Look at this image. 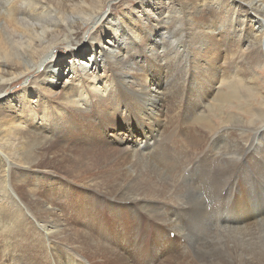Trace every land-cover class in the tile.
Instances as JSON below:
<instances>
[{"label":"bare ground","instance_id":"6f19581e","mask_svg":"<svg viewBox=\"0 0 264 264\" xmlns=\"http://www.w3.org/2000/svg\"><path fill=\"white\" fill-rule=\"evenodd\" d=\"M106 1L108 0H48L49 7L51 6L50 11H46L48 12L46 13L42 9L43 15L41 17L39 15V18L31 19L32 22H37L28 25L32 27L31 29L26 26L27 24L20 23L18 18L13 19L16 12L18 16L23 17V13L20 14L15 0L8 3L7 7H10L8 10L0 9V15L9 16L7 22H14L23 32L19 35L18 29L15 27L14 36L18 38V42L15 39L12 44L5 42L0 36V87L7 86L11 81L13 82L18 77L32 71L43 70V79L40 83H35L34 80L29 81L19 98L5 97V95L0 94V236L2 239L4 238L3 244L7 246L5 254L9 252L10 247L30 252L29 246L35 243L41 245L40 242L45 236L49 248L53 249L52 252L48 253L46 245L42 243V251L47 260L44 261L42 257L34 256L33 258H26L20 264H37L38 262H42L38 264H47V262H55V264H264V243L259 248L260 237H257L258 244L255 243L257 230L260 228L257 227V223L252 222L256 216L248 207V201H245L241 196L234 197L236 207L240 206V213L246 209L248 214L243 219L233 221L234 219L224 218L223 212L216 208L213 211L206 210L208 207L205 194H201V197L196 196L197 191L201 192V182L205 180L201 174L208 169L210 164H231L229 168H221L224 174L237 175L240 183H244V185L250 183L249 189H252V185L255 186L246 170L259 164L257 160L261 159L264 162V133L262 132L264 126L252 128V134L237 137V147L234 146L235 151L230 153L233 156L216 152L217 143L224 137L223 135L219 136L211 149L203 151V161L200 163L198 161L196 165H192L197 151L188 147L182 149L185 140L183 137L181 140L178 139L181 141L178 148L174 132L171 134L170 130L161 129L162 123L160 124L159 115H162L164 110L163 99L168 94V89L170 87L175 88V85H172L173 79H163L161 78L162 74L158 72V79L150 83V88L148 86L143 88V78L141 76H139L141 79L132 77L134 70L138 68L137 59L149 55L146 54V48L151 41L155 42L157 50L156 54L150 55V59L155 61L158 68L161 66L164 71L166 68L160 65L158 54L170 59L169 56L172 55L173 50H176L178 57L182 59L187 57L188 54L184 51L185 49L180 50L182 42H185L184 38L182 40L181 23L183 22L187 24L189 29H191L189 27L191 25L198 26L201 35L198 36L194 33L193 37L197 39V45L205 42V48L214 46L213 48L222 52L229 51L230 45L234 46L237 41H241L238 39L242 33H238L237 30L241 28L242 31L248 24L250 37L253 38L254 42L250 45L249 42L252 40L250 37L242 38L248 48L246 47L238 61L244 59V66L248 69H251V66L259 67L260 62L264 60V0H180L179 2L176 1L178 4L171 1V7H168L177 10V12L175 11L176 15L177 13L181 15L183 12L187 18L185 20L179 19L180 22L177 23L176 21L175 25H170L171 20L168 15L166 19H163L165 27L160 20L155 18L157 21H154L149 27L155 30L154 37H158L152 39L149 35L141 46L140 54L137 50L130 54L128 48L121 49L123 46L121 38L124 36V29L128 30V26H132L134 21L141 19L134 18L133 15L137 13L140 17L143 10L141 13L136 12L132 17L130 16L127 19L129 21L125 24L122 19L106 17L105 25H102L97 31V27H94L95 29L85 43L86 48L84 50L77 51L75 48H71L73 45L72 37L77 35L82 26H97L102 21L105 16V12L102 13V6ZM142 2L146 3L147 0ZM141 5L139 1L137 7L142 8ZM47 8L46 10H48ZM123 18L125 17L123 16ZM163 29H165L164 32H162ZM3 30L0 28V35H2ZM209 31L213 34V38L208 40L205 35ZM108 36L110 38L103 45L102 41ZM45 39L47 42L44 41ZM218 42L220 43L218 44ZM61 44L70 46L67 51V55L70 57V60L66 62L67 67L60 61V63L55 64L53 63L54 60H49L55 56L58 46ZM31 49L34 51L31 52ZM168 49L170 51L166 52ZM88 52L92 53L91 57H94V60L87 59V61L82 62L81 57H84L85 53ZM126 59L129 60L127 67L121 69L120 64ZM13 65L21 68L22 72L13 78L5 77L4 74L7 69L4 68ZM227 65L226 73L231 76L230 84L226 86L227 92H215L211 97L213 102H218L217 106L238 100L241 95L248 98L256 92L253 88H245L240 85L238 80H235L233 64L227 63ZM179 67L176 64L175 68ZM65 68H68L67 70L72 73L71 81L61 80L59 82L56 79ZM112 72L114 78H111ZM182 74L186 76L189 71L184 73L182 70ZM126 83H130L129 96L137 103V106L135 108L130 107L128 103L129 115L126 123H122L121 120L114 118L111 115L112 112L105 109L102 102L97 98L109 99L113 97L111 99L115 105L120 97H124L122 93ZM182 84L180 87L183 93L181 90L177 95L175 94L176 99H182L187 104L191 103L193 88L190 86V92L185 94ZM40 86H44L43 89ZM46 87L50 89V93L45 91ZM214 89L213 87L211 94ZM243 90H245V94ZM124 102L127 103L126 97H124ZM84 105L94 108L97 116L102 115L108 124V128L112 130L109 137L113 142L112 145L103 138L95 124L87 118L80 122L83 127H86L85 132L88 134L85 137L77 134L70 125L62 122L65 110L83 114L87 111V108H82ZM249 108L251 107H246V109ZM186 111L187 109L185 113ZM204 115L207 113L204 112ZM214 116L211 117L214 118ZM259 116L264 118L260 113ZM196 118L197 121L202 119L201 116ZM256 118L262 120L257 116ZM207 121L210 122V120ZM198 127H202V125ZM187 130L189 131V129ZM47 132L49 135H46ZM190 138L186 142L188 143L190 140L189 144H192ZM152 141L157 143L156 145L163 142V148L159 152L162 154L159 157L160 163H164L165 154H173L176 160L173 169L180 173V177L177 176L178 173L169 176L164 171V173L160 171L159 168L155 170L153 166L149 165L151 163L144 158L146 157L144 156L145 149H140V146L144 145V148L153 154L155 145L150 146ZM238 147H240L239 151H237ZM130 148L133 151L130 154V159L125 157L123 159L126 162L124 165H122V159L119 160L121 164L118 162L117 166L122 170V173L114 176L113 173L117 169L114 168V162L117 159L116 154H124ZM251 149L252 154L246 160L241 161L244 153ZM222 152L228 153L229 151ZM89 154L104 156L103 159L98 160L104 169L101 170L100 168L98 176H93L95 180L91 179L93 183L88 184L89 186L85 188L91 190L94 205H99L102 200L106 201L109 198L107 208L110 214L120 209L128 214H131L135 208L142 209V212L149 216L147 227L142 228V225H137L136 228H129L131 224L129 217L127 214H122L125 217L117 219V227L102 228L100 222H96L94 218L83 219L85 214L79 216L77 212H73L71 209L55 208L53 199L45 200L44 198L42 200V195L32 187L31 181L35 180L32 175L36 171H40V168L56 166L59 173L63 170L62 178L66 180L78 176L81 168L84 167L83 165H86L84 160ZM91 160L93 161V159ZM139 164L141 168L147 167L149 173H154L152 176L149 175L153 180L147 181L143 186H140L139 182H135L138 177ZM17 168L19 170L15 171ZM258 173L264 178L262 170H259ZM208 182L207 179L205 184ZM231 183L239 182L232 180ZM232 193L239 194L236 187L232 188ZM183 194L189 196V203L182 201ZM108 195L109 197H107ZM216 201L217 196L214 195L212 206L215 203L217 205ZM103 203L105 204V202ZM171 203L179 207L174 210V213L168 210ZM149 208H153V211ZM179 210L182 211V217L185 221L191 224V228L194 224L196 225V229L186 232V237V229L181 228L182 234L179 222H176L179 218ZM89 213L87 212V214ZM22 214L27 215L28 218L24 219ZM69 214L72 217L71 221L67 218L70 216ZM20 222L28 226H25L27 229L23 231L29 235L27 243L17 241L19 233L24 229L18 225ZM118 223L121 228L118 227ZM29 229L33 231V234ZM170 233L174 234L173 238L170 237ZM208 234L211 236L213 234L223 236L229 234L230 242L233 245L231 246L230 242H226V245L224 243V248H222L223 246L219 247L220 257H216L217 259L214 260L208 259L205 262V252L212 250L213 247ZM14 236L18 237L13 238ZM24 237L28 238L27 236ZM192 241H196V247L190 245ZM210 253L212 252L210 251ZM0 254L3 258H0V264H4L3 260L6 255L1 252ZM212 257L215 256L209 258Z\"/></svg>","mask_w":264,"mask_h":264},{"label":"rangeland","instance_id":"374dc122","mask_svg":"<svg viewBox=\"0 0 264 264\" xmlns=\"http://www.w3.org/2000/svg\"><path fill=\"white\" fill-rule=\"evenodd\" d=\"M11 1L12 0H0V9L1 10H8L9 6L7 7V5ZM15 1H16L17 8L19 9L20 14L23 13V17L18 16L17 12H16L15 15L13 16V19L18 18L19 22L20 23L23 22L24 24H27L26 26L37 23L36 21L32 22L31 19L41 17L43 15V11L49 12L50 8H51V6L49 7L50 4H49L48 0H15ZM139 1L142 4L141 5L142 8L137 7V3ZM142 1L143 0H108V1L104 2V5L102 6V8H103L102 13L105 12V14H104L105 16L102 19V21L97 26H92V25L82 26L80 28V30L78 31L77 35L72 37V44L73 45L71 46V48H75L77 51L78 50L81 51L82 49L84 50L86 48L85 43L88 40L89 35L92 33V31L96 27H97V29H96V31H97L98 28H100L102 25H105V23L107 22L106 17L107 18L110 17L112 19H122V21L125 24V23H127V21H129L127 19H129L130 16L132 17V15L136 12L141 13L142 12L141 10H143L142 15L140 17L137 13L135 15H133L134 18H141V19L136 21V22L134 21L132 26H128V30L124 29V26L122 24V28L124 29L125 33H124V36L121 38V41L123 43V46H121V49H125V48L127 49L128 48L127 50L129 51L130 54L135 52V50H137L138 53L140 54L141 50H142L141 46L144 43L145 39L148 38L149 35H151L150 37L152 39L158 37V36L154 37L155 33H156L155 30H153L149 27L152 23H154V21H157L155 18H157L158 20H160L162 22L163 27H165L163 19H166V16H168V15H169L168 16L169 19L171 20L170 25H175L176 21H177V23L180 22V21H178L179 19L185 20L187 18V15H185L183 12L181 15L179 13H177V15H176L177 10L170 9L168 7V6L171 7V4H170L171 1H173L175 4L176 1L179 2L180 0H175V1L174 0H147L146 3H143ZM178 2H176V3L178 4ZM46 8L48 10H46ZM42 9H43V11H42ZM148 10H149V12H148ZM125 11H127V13H125ZM48 12H46V13H48ZM166 12H167V14H166ZM162 13L165 15H163ZM169 13H171V14H169ZM123 16L125 18H123ZM8 18H10V17L7 16L6 14L0 15V20H1L0 28L4 29L3 32H1L2 35H0V36H1V38H3V40L5 42L12 44L13 40H15V39H16L15 41L18 40V38H16L14 36L15 35L14 30L17 28L19 35L22 34L23 32H22V29L20 30L14 24V22H7ZM219 19H220V17H219ZM172 21H174L175 23ZM3 22H5V23L3 24ZM247 25L245 27L243 26L244 29L242 31H241V28H239L237 30L238 33H242L241 37L238 39L241 41L240 42L235 41L236 44L234 46L230 45L231 51L229 50V51H223L222 52V51H218V49H216V48H213L214 46H207V48H205V46H204L205 42L201 43V44L198 43V45H197L196 44L197 39L196 38L194 39L193 37H194V33L198 36L201 35L198 26L196 27V25H191V26H189L191 29H189L187 24L185 22H183V23H181L182 30H183L182 40L184 38L185 42H182L180 50L185 49L184 51H186V53L188 54L187 57H184L183 59L178 57L176 55V50H173L172 55L169 56L170 59L167 57H161L158 54L160 65H162V67L167 69V70L165 69V71H164L161 68V66H160V68H158V66L155 65V61L150 59V55L152 53L156 54V50H157L155 42L150 40L151 42L147 45V48H146V50H147L146 54H149V55H147L145 57H139L136 61L138 68L136 70H134V74H132V77L136 78V79H141V77H142L144 80L143 81V88H147V86H148V88H150V83L155 82L158 79V74H157L158 72H160V74H162L161 78H163V79H168V80L173 79L172 85H175V88H171L170 86H169L170 88L168 87L169 88L167 91L168 94L165 95L164 99H163L166 106L164 105V110L162 112V115L161 114L159 115L160 124L162 123L161 129L170 130L171 134H173V132H174L175 139H176L175 142H176V146L178 148L181 145V141H179V140H181V137H183L185 140L183 142L184 145H183L182 149H184L185 147H188L189 149L191 148L192 150L197 151V153H195V159H194L192 165H196L198 161H199L198 163H200V161H203V154H202L203 151L206 149H211L212 148L211 146H214V143L216 140L219 139V136L223 135L224 137L221 138L220 142L217 143L218 145L216 147V152L218 151L222 154H225V155L229 154L228 156H231V155L233 156V154H230V153L235 151L236 148L233 149L234 146L237 147V144H236V138L237 137L239 138V137H242L244 135L252 134V128H256L260 125L264 126V118H261V116H259V113H260V115L264 116V60H262L260 62L259 67L251 66V69L245 68L244 63H243L244 59L243 60L240 59V62L238 61L240 56L242 55L243 51L246 49V47L248 48L247 44H245L244 41H242V38L244 39V38L250 37V31H249L250 29L248 28ZM28 27L30 29L32 28L31 26H28ZM33 29H38V28H33ZM164 31H165V29H163L162 32H164ZM205 36L208 40L213 38V34L211 33V31H209L208 34H206ZM109 38H110V36H108L107 38L105 37V39L102 41V44L104 45ZM250 39H252V40H250L251 43L249 42V44L252 45L254 41H253V38L250 37ZM44 41L47 42L46 39ZM219 43L220 42H218V44ZM69 48H70V46H67L64 44L59 45L58 49L55 53V56L49 60L50 61L54 60L53 63H55V64L60 61L62 64H64L65 67H67L66 62L70 60V57L67 55V51L69 50ZM33 51L31 49V52H33ZM168 51H170V50L168 49L166 52H168ZM169 54H171V52H169ZM91 56H92L91 52L85 53L84 57L83 56L81 57V61L85 62V61H87V59H91V60L93 59L94 60V57L92 58ZM124 56H125V54H124ZM230 57H231V59H230ZM263 57H264V52H263ZM126 58H127V56H126ZM214 58H216L217 60ZM228 58H229V60H228ZM128 59H126L122 64H120V66L122 67L121 69H124L125 67H127V64L129 62ZM236 61H238V63H235ZM227 63L233 64L234 75L236 76L235 80H238L239 84L244 86L245 88H253L256 92L253 96H249L248 98L241 95L238 100H232L230 103L217 106L218 102L217 103L213 102L211 97L214 95L215 92H217V93L227 92L226 86L230 84L229 81H230V77H231L230 75H228L226 73L227 66H228ZM176 64L179 65L180 67L175 68ZM123 65H124V67H123ZM184 66H186V67H184ZM4 69H7V70H5L6 72L4 74V75H6L5 77H7V78H13V76L18 75L20 72H22V69L18 68L17 65L8 66V68L6 67ZM67 69L68 68H65L64 71L62 72V74L56 80H58L59 82L61 80L62 81L68 80L70 82L71 81L70 76L72 75V73ZM182 70L184 71V73H185V71L186 72L189 71V74H186V76H184V74H182ZM42 71H43L42 69H41V71L36 70V71H32V72H30L24 76L18 77L13 82L11 81L9 84H7V86L0 87V94L5 95V97L11 96V97L16 98V99L19 98L23 88L28 85L29 81L34 80L35 83H40V81L43 79ZM135 75H136V77H135ZM139 76H141V77H139ZM111 78H114L113 72H112ZM185 82H186V84H185ZM181 84L184 85L183 88L185 90V94L190 92L189 88H190V86H192V88H193V90H192L193 91V93H192L193 100L191 103L187 104L182 99H176V95L182 90L180 87ZM217 86H218V88H217ZM42 87H44V86H42ZM42 87H41V89H43ZM213 87L215 89H214V92L211 94ZM46 89H48V87L45 88V91H48V93H50V89H48V90H46ZM243 92H244V94L246 93L245 90H243ZM58 93H59V91H58ZM182 93H183V90H182ZM129 94H130V83H126L124 86V90H123L122 95L127 98V103L124 102V97H120L119 101L115 105H114V103H112L113 97H111L112 99L111 98H109V99L97 98V99L102 102V105L105 109H109L112 112L111 115L114 118L121 120L122 123H126V119L129 115V110H130L129 105H130V107H134V108L137 106V103H135L134 100L130 99ZM128 103H129V105H128ZM201 105H202V107H201ZM208 105H210V106L207 107ZM247 106H249L251 108L246 109ZM203 107H205V108H203ZM82 108H87L86 113H83V114H81L80 112L79 113H77V112L72 113V112H69L68 110H65L64 111L65 116L62 118V122L70 125L72 127V129L74 130V132L75 131L77 132V134L85 137V135H87L88 133L85 132L86 127H83L80 124V122L83 121L82 119L87 118L95 124L96 128L98 129L100 134L103 136V138L106 141H109V143L112 145L113 142H111V139H109L110 134L112 133V130L110 128H108V124L106 123V121L104 120L102 115L97 116L95 109L92 107H89L87 105L82 106ZM186 109H187V111L185 113ZM251 109H252V112H251ZM200 110H202V111H200ZM177 112H179V113H177ZM204 112H205V114L207 113V115H204ZM255 112H256V115H255ZM200 114H202V115H200ZM195 116L196 117L201 116L202 119L200 121H197L196 120L197 118ZM211 116L212 117L214 116V118H212ZM256 116L261 118L262 120L257 119ZM217 117H218V119H216ZM206 119L210 120L211 123L209 121H207ZM191 121H193V122H191ZM237 123L239 124V126ZM188 124H190V126H188ZM197 125L198 126L202 125V127H198ZM227 125H229V126H227ZM213 128H215L216 130ZM187 129H189L190 133ZM185 130H187V131H185ZM179 131H180V133H179ZM208 131H209V133H208ZM217 131H218V133H217ZM187 132H188V135H187ZM206 132H207V135H206ZM262 132L264 133L263 129H262ZM46 135H49V133L47 132ZM178 136H180V137L178 138ZM189 138L191 139L192 144H189L190 140L188 141V143L186 142V140ZM156 144L153 143V141H152V143H150V146L155 145L153 154L150 152V150H146V148H144L145 147L144 145L140 146V149H142V150L145 149L144 150V156H146V157H144V158H146L147 161L151 163L149 165L153 166V168L155 170H157L159 168L160 171H162V172L164 171L169 176H172V175L178 173V171H176V170L174 171V169H173L174 163L176 162V160L174 159L175 157H173V154H169V153L165 154L164 163H160L159 157H161L162 154L159 152L163 148V146H162L163 142L158 143L160 145H156ZM239 148L240 147H238L237 151L240 150ZM142 150H141V152H142ZM222 151H229V152L225 153ZM263 151H264V149H263ZM252 152H253L252 149L248 152L246 151L244 153V156L241 159V161L246 160V158L248 156H250L252 154ZM131 153H133V151L130 148L126 152H124V154H122V153L116 154L117 159L114 162V166H115L114 168H117V169L113 173L114 176H116L118 173H122V170L118 168L119 166H117L119 160L122 159L121 160L122 165H124L126 162H124L123 159L125 157L127 159H130ZM255 155H254V158H255ZM103 157L104 156H101V155L98 156V154L97 155L89 154L88 157L84 160L86 165H83L84 167L81 168V171L78 174V176L72 177L73 179L70 178V179L66 180L65 178H62V171L63 170H61L60 171L61 173H59L58 169H56V166L40 168V171H36L35 173H33L32 176L35 177V180L31 181V185L37 192H39V194L42 195V197H41L42 200H44V198H45V200L48 198L53 199V202L55 201L54 202L55 208H64L66 210L71 209V210H73V212H77L79 216L81 214L82 215L85 214L83 219L94 218L96 220V222H100V224L102 225V228L117 227V223H116L117 219L125 217L126 214H127V217H129L128 219L131 222V224L129 225V228H133V227L136 228L137 225H142V228L147 227L149 216L147 215V213L142 212V209H139V208L136 209L135 208L131 212V214L130 213L128 214L125 211H123L122 209H120L119 211H116L115 213L110 214V211L107 208V204H109L107 201L109 200V198H107L106 201L102 200V202L99 205H94L95 202L92 201V197H91L92 193L90 192L91 190H86L85 188L87 186H89L88 184L93 183L92 180L94 179L95 175L98 176L100 168H101V170L104 169V168H102V165H100V163L98 162V160L100 161L101 159H103ZM82 158H83V156L81 157V159ZM89 159H90L91 163L89 162ZM91 159H93V161ZM257 161H259V164H256V166H251L250 168H247V170H246L247 173L251 177V181L255 184L254 187L252 185V189H249V187H248V185L250 183L246 184V185H244V183H240V180H238L239 178H237V175H232L229 173L224 174L222 172L221 168H229L231 166V164H226V163H223L220 165L210 164L208 169L201 174L202 176L205 177L204 178L205 180L201 182V184H200L201 192L197 191L196 196L201 197V194H205L206 196L205 195L204 196H205L206 205L209 208V209L207 208L206 210L213 211L216 208V209L220 210L221 212H223L224 218H226V219L230 218L232 220L234 219L233 221L243 219V217H246V215L248 214V211L246 209H244L240 213V211H239L240 206L236 207L235 198L237 196L238 197L241 196L245 201H248V207L250 209H252V211L254 212V215L256 216V217H254L255 219H253L252 222L254 224L257 223L256 224L257 227L260 228L259 230H257V236H256V241H255V243L257 245L258 244L257 237H260V240H259L261 242V244L259 245V248H260L262 243H264V228H261V227H264V187H263L264 186V178L261 175H259L258 172H259V170H262V172L264 174V162L261 159L257 160ZM96 162H98L99 164ZM237 163H239V162H237ZM119 164H121V162H119ZM109 165L112 166V164H109ZM87 166H89V167H87ZM18 170L19 169L17 168L15 171H18ZM143 170H144V172H143ZM137 174H138V177H137V180L135 182H139L140 186H143L149 180H153V178H151L150 176H152L154 173H152V172L149 173V170L147 169V167L141 168L140 164H139V170H138ZM186 175H187V173H186ZM177 176L180 177V173H178ZM218 178H220V179H218ZM207 179L209 180V182L205 184ZM81 180H82V182H81ZM83 180H85V181H83ZM232 180H234V181L237 180L239 183H231L230 184V181H232ZM156 185H158V183ZM234 187L237 188V191L239 192V194L232 193V188H234ZM202 189H205L204 191L206 193ZM207 193L209 195L211 193L212 194L209 196ZM39 194H38V196H39ZM231 194L233 197L231 196ZM214 195L217 196V201H216L217 205L215 203L212 206V199H213ZM107 197H109V195ZM182 201H184L185 203H189L190 202L189 196L183 194ZM103 202H105V204ZM172 206H174V208H172ZM176 208H179V207L177 205H173V203H171L170 207H168V210L170 212L172 211L174 213V210ZM242 208H244V207H242ZM149 209H151V211H153V208H149ZM87 212H90V213L87 214ZM179 212H180L179 218L176 220V222L177 223L179 222L178 224H179V228H180V231L182 234H183V231L181 228L183 227V229L184 228L186 229L185 230V237H186L187 236L186 232L188 230H191V229H196V225L194 224L193 228H191V224H188L185 221L184 217H182L183 216L182 211L179 210L178 213ZM157 213H159V212H157ZM122 214H125V215L122 216ZM23 215L24 214H22V217H23ZM69 215L70 216H67V218H68V220L71 221L72 220L71 214H69ZM23 218L27 219L28 216L24 215ZM18 225H20L24 229L19 233V235H18L19 237L14 236L13 238L18 237L17 241L19 243H27V241H29V235L26 233H23V231L25 229H27L26 227H28V226L23 222H20ZM118 227L121 228V225L119 223H118ZM36 228H39V227L36 226ZM29 230L33 234V231L31 229H29ZM208 235L210 236L209 241H210L211 245H213V247H212V250H210L212 253H210V251H208V250L205 252V256H206L205 262H207L208 259L214 260V259H217L216 257L219 258L220 257L219 256L220 255L219 247L221 248L224 243L226 245L227 244L226 242H230L229 234L224 235V236L223 235H217V234H213L212 236L210 234H208ZM24 236H27L28 238H26ZM170 237L173 238V233H170ZM147 238H148V234H147ZM1 239H2V237L0 236V252L5 254V252L7 250V246L3 244L4 238L2 240ZM180 241H183V240L180 239ZM40 243H41V245L39 243H35V244H32L31 246H29L30 252H27L23 249H19L16 247H10L9 252L7 254H5L6 257L4 258L3 263L4 264H20L21 262L25 261L26 258H33L34 256L42 257L44 259V261H46L47 257L44 255V252L42 251V248H43L42 243H44L46 245V247L48 249V253L52 252L53 249L49 248L48 241L46 240L45 236L43 237V239ZM191 244H192V246L195 245L194 247H196V241H192L190 243V245ZM229 244L231 246L233 245V243H231V242ZM215 246H216V248H215ZM224 246L222 248H224ZM208 256L209 257L215 256V257L209 258ZM0 258L3 259L1 254H0ZM38 263H42V262H38ZM47 264H55V262L54 263H48L47 262Z\"/></svg>","mask_w":264,"mask_h":264}]
</instances>
